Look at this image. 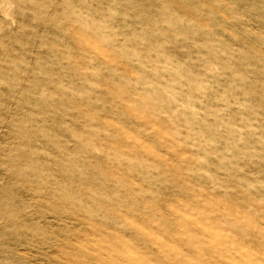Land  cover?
Returning a JSON list of instances; mask_svg holds the SVG:
<instances>
[{
  "label": "rangeland",
  "instance_id": "374dc122",
  "mask_svg": "<svg viewBox=\"0 0 264 264\" xmlns=\"http://www.w3.org/2000/svg\"><path fill=\"white\" fill-rule=\"evenodd\" d=\"M173 33L187 40L170 45L171 55L182 63V49L205 45L192 52L225 69L221 90L237 73L252 105L264 109V5L256 0H9L0 10V80L8 82L0 85V144L7 145L0 156L28 145L48 153L40 160L49 167L61 161L96 177L87 193L90 213L69 216L42 204L26 223L50 239L32 246L26 229L9 234L0 252L14 250V258L3 264H264V205L255 203L264 189L245 193L233 184L212 191L171 167L153 174L161 178L158 197L128 199L117 187L141 184L140 163H175L166 135L172 125L167 116L156 118L160 105L147 87H163L169 74L142 67L149 49ZM61 83L72 91L64 93ZM38 86L57 99L38 102ZM89 142L103 151L93 152ZM247 171L249 182L264 180V164ZM69 226L78 237L72 249L60 243ZM73 249L86 253L78 258Z\"/></svg>",
  "mask_w": 264,
  "mask_h": 264
},
{
  "label": "clouds",
  "instance_id": "9594fccd",
  "mask_svg": "<svg viewBox=\"0 0 264 264\" xmlns=\"http://www.w3.org/2000/svg\"><path fill=\"white\" fill-rule=\"evenodd\" d=\"M31 2L36 3V0ZM8 3L9 0H0V10L6 9ZM52 3H55V0H52ZM256 4L257 7L264 5V0H256ZM173 37L174 39L166 38L163 43L153 45L145 56L146 63H142V67L154 76H159L162 71L169 74V80L163 87L151 82L147 83V87L153 89L152 96L156 97L154 103L160 105L156 118L167 116L172 125L166 135L172 142L169 151L174 154L175 163L167 157H158L161 163H140L139 167L143 171L138 172L137 177L141 184L136 185L128 181L117 184V187L129 193L128 199L149 195L158 197L157 185L161 183V178L153 174L162 173V169L171 167L182 176L198 177L199 181H204L212 191L217 188L230 191L232 189L229 186L233 184L245 193L252 189H264V180L249 182L247 171L256 162L264 164V114H261L264 109L258 110L252 105L248 93L245 92V78L237 73H233L232 82L228 87L221 90L218 77L225 69L217 67L198 51L192 52L193 48L199 50L205 45L192 43L191 47L182 49L187 53V59L182 63L177 60L167 49L175 42L187 38L176 33H173ZM153 53L156 60L151 58ZM194 55L196 59H193ZM161 60L164 61L163 65L160 64ZM137 62L141 63L139 60ZM36 74L45 75L39 70ZM139 78L141 77L138 76ZM7 83L6 80H0V85ZM58 87L64 93L72 91L71 87L64 88L63 83ZM99 87V83L91 85L93 89ZM33 95L43 104L57 99L56 94L41 86L37 87ZM73 95L81 93L73 92ZM234 108L237 109L236 112H232ZM91 131L98 133L99 130ZM77 138L82 140L84 137ZM89 146L93 152L103 151V148L97 149L91 142ZM6 147L7 145L0 144V152ZM189 149L192 151L185 155L184 152ZM47 155V152L32 149L28 145L23 148L13 145L10 152L0 156V171H3V175H0V241H6L10 238L9 234L15 236L25 229L32 233V246L50 239L49 233L26 223L44 203L58 205L69 216L90 213L88 200L91 197H87V193L92 192L89 185L95 181V174L88 172L85 175L77 170L75 165L66 170L61 161L54 162L55 167H49L47 161L40 160V157ZM68 159L71 161L76 157L69 154ZM163 183L168 181L164 180ZM144 185L148 186L147 189ZM137 188L138 192L135 191ZM255 203L264 205V198ZM73 239L78 237L69 226L60 243L72 249ZM73 251L78 258H82L86 253V249L84 252L79 249ZM13 258L14 250L0 252V264Z\"/></svg>",
  "mask_w": 264,
  "mask_h": 264
}]
</instances>
